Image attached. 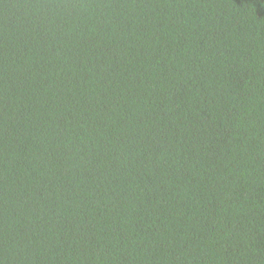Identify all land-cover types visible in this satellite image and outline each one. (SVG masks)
<instances>
[{
  "label": "trees",
  "instance_id": "16d2710c",
  "mask_svg": "<svg viewBox=\"0 0 264 264\" xmlns=\"http://www.w3.org/2000/svg\"><path fill=\"white\" fill-rule=\"evenodd\" d=\"M0 264H264V0H0Z\"/></svg>",
  "mask_w": 264,
  "mask_h": 264
}]
</instances>
